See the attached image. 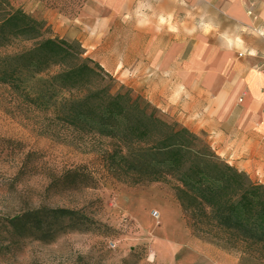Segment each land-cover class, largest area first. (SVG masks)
Here are the masks:
<instances>
[{
	"label": "trees",
	"instance_id": "obj_1",
	"mask_svg": "<svg viewBox=\"0 0 264 264\" xmlns=\"http://www.w3.org/2000/svg\"><path fill=\"white\" fill-rule=\"evenodd\" d=\"M112 81L98 63L85 57L78 42L54 37L45 21L11 0H0V85L54 127L105 143L100 160L119 181L169 185L194 237L241 250L247 264H264V184L231 166L198 135L148 102L129 91L114 94ZM21 153L16 180L41 169L39 153ZM97 186L93 170L76 165L51 173L47 190ZM90 223L82 209L44 203L21 207L7 219L17 238L43 242L88 231Z\"/></svg>",
	"mask_w": 264,
	"mask_h": 264
},
{
	"label": "crops",
	"instance_id": "obj_2",
	"mask_svg": "<svg viewBox=\"0 0 264 264\" xmlns=\"http://www.w3.org/2000/svg\"><path fill=\"white\" fill-rule=\"evenodd\" d=\"M28 11L264 184V0H86L74 18L42 5ZM125 203L146 229H156L150 213L159 212L158 230L168 231L160 244L191 240L174 200L158 193Z\"/></svg>",
	"mask_w": 264,
	"mask_h": 264
},
{
	"label": "rangeland",
	"instance_id": "obj_3",
	"mask_svg": "<svg viewBox=\"0 0 264 264\" xmlns=\"http://www.w3.org/2000/svg\"><path fill=\"white\" fill-rule=\"evenodd\" d=\"M11 2L28 14V9L37 10L42 5L74 18L85 0ZM111 77L114 94L129 91L134 98L147 102L134 89ZM17 142L23 144L21 148L16 147ZM104 145L54 127L44 114L0 85V264H247L241 250L223 249L194 237L184 216L191 240L179 248L160 244L159 237L165 238L168 231L158 230L163 222L153 217L155 210L150 214L156 229H146L130 214L125 202L161 193L178 203L170 186H132L114 178L100 160L99 150ZM21 151L39 153L41 169L16 180L24 157ZM76 165H88L99 186L77 191L47 190L51 173ZM41 203L82 209L91 219L90 230L61 234L53 242L21 240L11 234L7 219L21 207Z\"/></svg>",
	"mask_w": 264,
	"mask_h": 264
},
{
	"label": "built area",
	"instance_id": "obj_4",
	"mask_svg": "<svg viewBox=\"0 0 264 264\" xmlns=\"http://www.w3.org/2000/svg\"><path fill=\"white\" fill-rule=\"evenodd\" d=\"M249 14L252 15V11H249ZM240 56H243V54H241ZM261 68L264 69V59H263V62L261 63ZM153 217L157 220H159V212L158 211H153Z\"/></svg>",
	"mask_w": 264,
	"mask_h": 264
},
{
	"label": "bare ground",
	"instance_id": "obj_5",
	"mask_svg": "<svg viewBox=\"0 0 264 264\" xmlns=\"http://www.w3.org/2000/svg\"><path fill=\"white\" fill-rule=\"evenodd\" d=\"M160 215V214H159ZM159 220H160V216H159Z\"/></svg>",
	"mask_w": 264,
	"mask_h": 264
}]
</instances>
